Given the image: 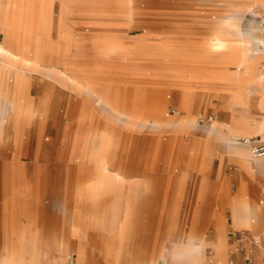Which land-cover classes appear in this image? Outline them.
I'll use <instances>...</instances> for the list:
<instances>
[{
    "label": "rangeland",
    "instance_id": "1",
    "mask_svg": "<svg viewBox=\"0 0 264 264\" xmlns=\"http://www.w3.org/2000/svg\"><path fill=\"white\" fill-rule=\"evenodd\" d=\"M0 3L3 40L6 12ZM25 5L22 15L12 7L8 45L36 52L40 45L45 60L34 70L31 64L13 67L0 54V75L13 67L23 79L19 86L14 71L9 81L0 79V229H10L13 218L16 230L0 237V247L10 240L27 248L34 242L47 252V264H69L74 254L61 256L60 244L70 239L71 217L73 230L87 232L92 246L148 247L156 241L162 252L164 244L189 232L210 234L214 213L225 219L226 239L229 231L243 230L228 225V200L247 199L249 191L236 192L225 173L236 168L231 159L250 167L238 152L244 145L251 149L241 138L264 143V50L237 44L236 52L245 53L250 64L238 74L207 38L219 22H230L249 38L264 18V0H26ZM84 82L93 84L92 96L80 88ZM186 85L190 104L183 107ZM106 89L125 98L132 113H148L160 99L161 118L177 123L143 127L128 118L117 121L107 106L100 110L93 101ZM227 99L229 108L221 105ZM192 115L195 126L184 121ZM215 122L228 124L217 128L224 134L235 129L239 138L230 142L218 130L207 133ZM196 136L203 140L200 195L199 156L188 146ZM112 161L121 170L117 178ZM163 167L173 175L169 209L161 204L162 189L137 184V179L160 183L155 172ZM216 169L221 175L213 184ZM187 172L194 173L191 184L185 182ZM263 185L256 190L259 202ZM196 213L201 221L190 220Z\"/></svg>",
    "mask_w": 264,
    "mask_h": 264
},
{
    "label": "crops",
    "instance_id": "2",
    "mask_svg": "<svg viewBox=\"0 0 264 264\" xmlns=\"http://www.w3.org/2000/svg\"><path fill=\"white\" fill-rule=\"evenodd\" d=\"M156 58L158 57H155L154 61L160 63L159 62L160 59H156ZM182 61H185L186 63L188 62V60H182ZM198 62L203 63V65L210 64L213 66H219L221 64L220 62L213 60H199ZM165 131H170L174 137L177 136L172 132L171 129H167ZM202 143L203 140L196 136L195 140L190 144H188V146L191 147L193 146L195 148V146L199 144V146L202 147ZM197 155L199 156V158L197 159L198 162H197L196 175H198V177L196 178V186H197V190H199L198 195H200V191L204 189V180H203L204 167H202V163L204 159L201 150L199 149L197 150ZM261 157H256V158H261ZM231 160L236 164V168L234 170H230L229 173H225V174H227L229 179L233 180V185H235L236 187V192H238L239 189L257 190L259 185L264 184V161H262V163H260L259 165L256 163L252 167H247L239 163L237 160L234 159ZM155 173L160 175L158 176V180H157V181L161 180L160 183L155 181L151 182L149 180L143 181L137 179L138 189H143L144 184L148 188L152 186L155 189L156 187L157 189H162L163 197L161 204L164 205V208L169 209L173 205V199L170 193V190L172 189L173 175L171 171L166 167H163L162 170H158ZM187 174H188L187 177L189 176V178L187 179V177L185 176L184 178L187 179V181L185 182L191 184L193 180L192 176L194 175V173L187 172ZM220 175H221V171H218V169L213 171L212 173L213 184L218 182V178L220 177ZM180 180L176 181L178 183L177 187L179 188L182 187L181 186L182 179ZM263 186H261V188ZM261 188H260L261 208L259 210L258 220L256 219L255 221H251L249 225L236 224L233 218V212L231 208L228 207V214H229L228 225L235 228L247 229L250 231L252 235V240L241 244L243 250H237L236 248L237 244H230L227 239H226V243H227L226 247L224 248L215 247L216 244L218 243V239H217L218 233L216 231L215 223L218 221V217H220L221 215L219 213L218 214L214 213L212 217V221L214 223L213 231L208 235H203L202 233L195 234L193 232L192 234L194 235L192 237L193 239L191 242L192 247L183 244V241L181 239L174 241L173 243L170 242L169 244H164L165 245L164 262L166 264H193L186 259L189 258L188 256H192L196 253L200 255L201 253L206 252L208 253V255L207 254L201 255V260L203 264H230L229 263L230 260H233L232 264H249L246 261V256L248 254H252L254 256L257 264H263L264 263V202L261 201ZM169 216L170 214H168V216L165 217V219H168ZM202 219H203L202 215L198 213L193 214L190 217L191 221H201ZM13 221H14L13 218H11L10 229H6L5 226L3 229H0V237L10 238L11 235H13L16 232ZM226 226L227 224L225 223V228ZM68 235L71 240L68 238L67 241L61 242L60 247L62 248L60 252H61V256L66 255L69 252H72L74 254V258L71 255H69V258H71L69 264H141L146 262L148 263L149 261L150 262L148 264H154L155 262L156 241L154 242L152 241V245L148 247H141V245L136 243L133 244V246L131 247L130 246L126 247L123 245L112 246L104 243L108 239V236L105 237L103 236V238H105V240H102L103 241L102 243H104V245H101L99 247L92 246L91 241L88 240L89 235L87 234V232L86 234L84 233L82 235L81 234L77 235L75 230H73L72 217H71L70 227L68 230ZM259 239H262L263 243H261ZM6 243L7 242L4 241V244L2 245V247H0V254H2L0 255V264H13V263L14 264H47V262L45 261L46 256H44L47 252L43 253L41 246L37 245L35 249L36 251L34 250L32 251L30 247L33 246V244L27 248L23 245L15 243L13 240L8 241L7 244ZM208 250H210V252H208ZM35 252H37L39 258L35 257ZM161 263L163 264V261H161Z\"/></svg>",
    "mask_w": 264,
    "mask_h": 264
},
{
    "label": "bare ground",
    "instance_id": "3",
    "mask_svg": "<svg viewBox=\"0 0 264 264\" xmlns=\"http://www.w3.org/2000/svg\"><path fill=\"white\" fill-rule=\"evenodd\" d=\"M3 1L5 4V12H6L5 17L6 18H5V22L3 23L1 30L5 31V36H4L3 40L0 39V54L9 60L10 63H12L13 67H23V64H31L32 68L34 70L40 68L42 65V62L45 60V58H44L45 57L44 56L45 51L41 48L40 45L38 46L37 52L29 46H27V47H24V46H22V47H10L8 45V41H9V38L11 36V34L9 32V16H10V12L12 10V7L13 8L15 7L17 9L18 15L19 14L22 15V13L24 14V12L27 11V7H25L26 6L25 5L26 0H3ZM125 1L130 2L131 0H125ZM241 34L239 32H237V30L233 27V24H231L230 22H219V23H217V25L215 24V26H213L212 33L207 38V40H208L207 44L209 45L210 49L213 51H216L217 55H219L220 57H222L224 59L226 58L228 60V63L232 66V68H234L235 72H237L238 74H241V72L243 70H245L247 68V66L250 64H246L247 58L245 57V53H243V54L237 53L235 50V47L237 44H243L244 46L245 45L250 46V43H251L256 47L257 50L263 51L264 50V18L261 20L260 25L250 29V32H249L250 37L249 38H246L245 36H243ZM172 52L175 55L178 54L175 51H172ZM254 59H256V58L254 57ZM13 67L10 70L8 69L10 72L7 71L6 69H4V71L1 72L0 79L2 78V80H4V81L5 80L9 81L10 80L9 77H11V75H9V74H12V72L14 71V74H16V76H17V78H16L17 84L19 86H21L22 80H23L22 75L18 71L15 72V68H13ZM49 72L55 73V70L53 68H51V69H49ZM2 80H1V83H2ZM73 81L78 83L77 78L75 80L73 79ZM84 83L85 84H83V85L80 83L81 84L80 88H83V90L86 93H88V95L92 96V93L95 90V88L93 89V84H90L89 82H84ZM183 84H185V83H183ZM188 88H189V86L186 85V87H185L186 90L183 89L182 93H181V104L183 107H187L190 104V101H189L190 99H189L188 94H187L188 93L187 90L189 91ZM22 95H23V93H22ZM88 98H90V97H88ZM92 98H93V101L96 103V106H98V108L100 110H101L102 105L107 106V108L112 111L110 117L117 120V121H121L124 118H128V119L132 120L134 123H140L143 127L146 125L172 126V125H175L177 123V120H174V119L170 120L168 118H166V119L161 118V113L159 110L160 99H158L157 104H155L153 107H151V109L148 113H147V111L146 112L143 111L142 113H132V112H129V109L131 108V106H127L124 102L125 98L121 97L120 95H114L107 89L103 93L101 92V94L98 97H92ZM15 99H16V97H15ZM198 99H199V97L196 95L195 100H194L195 104L198 102ZM230 103H231V101H229V99H227V100L222 101L221 105L226 107V108H229ZM194 108H196V105H194ZM184 121H185V123L190 124L192 126H195L198 124V120L196 118V115L188 116L186 119H184ZM218 126H228V124L227 125H222V124L217 125L215 122L212 125H210L209 127H207L206 132L211 133V132H214L215 130H218L219 131L218 133L223 135V137H225L226 140H228L230 142H235L233 140V138L234 139L239 138L238 136L240 133L238 131H236L235 129L229 130L228 134H224L222 130L217 128ZM243 138L247 139V137H243ZM182 146L183 145H180V147H182ZM200 147L201 146H199V144L196 145L195 150L200 149ZM243 147L244 148H240L238 150V152L244 157L248 166L252 167L256 163L259 165L260 163H262V161H264V157H261V158L253 157V155L251 154L252 153L251 149H249L248 145H244ZM109 164L112 167L111 172H112L113 178H117V177L121 176L119 166L116 167L114 165V161L110 162ZM248 191H249V194H248L247 199H243L241 196L240 197L231 196V198L228 200V205L233 212V218H234V221L236 224L249 225L251 221H255L256 219L257 220L259 219V210L261 208V203L257 200L256 190L248 189ZM215 225H216L215 226L216 231L218 233V238H217L218 243L216 244L215 247L224 248V247H226V244H227L226 243V235H225V219H223L222 216L218 217V221L215 223ZM192 233L193 232H189V233H187V235L185 234V237L183 239H181L183 241V244L192 247L191 242L193 239L192 237L194 235ZM32 244H33V246H31L30 249L32 251L33 250L36 251L35 249H36L37 245L34 242ZM156 249L157 250L155 251V262H154V264H162L161 261H163V264H166L164 262V258H165L164 252L161 251L160 247H156ZM202 254L208 255V253H206V252L201 253L200 255L198 253H196L192 256H188L189 258H186V259L193 264H203V262L201 260ZM35 257H38L37 252H35ZM42 258H44V257H42ZM148 263L146 262V263H141V264H148Z\"/></svg>",
    "mask_w": 264,
    "mask_h": 264
},
{
    "label": "built area",
    "instance_id": "4",
    "mask_svg": "<svg viewBox=\"0 0 264 264\" xmlns=\"http://www.w3.org/2000/svg\"><path fill=\"white\" fill-rule=\"evenodd\" d=\"M172 112H175V109H171ZM243 141L248 142L250 144L251 152L255 157L264 156V143L252 142L249 139L241 138ZM261 201L264 202V186L261 188ZM227 240L230 244H237V250H243L241 244L252 240V235L249 230H232L228 232ZM246 261L249 264H257L254 256L252 254H248L246 256ZM230 264L233 263V260L229 261ZM264 264V263H263Z\"/></svg>",
    "mask_w": 264,
    "mask_h": 264
}]
</instances>
